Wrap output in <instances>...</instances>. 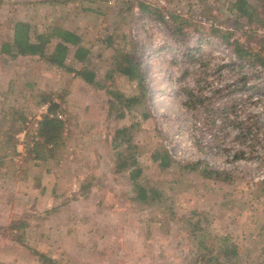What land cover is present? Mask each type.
Listing matches in <instances>:
<instances>
[{
    "label": "rangeland",
    "instance_id": "374dc122",
    "mask_svg": "<svg viewBox=\"0 0 264 264\" xmlns=\"http://www.w3.org/2000/svg\"><path fill=\"white\" fill-rule=\"evenodd\" d=\"M235 1L0 0V46L12 38L18 20L34 32L61 26L89 49L83 63L69 53L67 65L95 73L90 83L36 56L0 54V264H195L189 230L196 229L193 219L205 215L208 231L237 247L234 259H218L220 264H264V73L256 70L245 85L238 83L240 76L228 68L235 59L231 47L212 37L205 52L222 66L221 77L207 81L230 98L232 117L242 124L204 125L203 108L184 105L187 95L179 90L195 79L181 77L186 64L175 37L141 9L189 20L182 30L193 46L199 33L193 28L217 34L228 28L230 40L245 37L247 19L232 11ZM262 1L247 0L254 7L253 27L264 37ZM133 51L141 60L144 97L138 80L113 63L114 55ZM46 97L58 102L64 133L52 156L38 160L30 147L39 140L35 122L44 117ZM125 126L130 146L115 140ZM239 126L249 129L247 138ZM132 156L169 196V205L133 199L125 172ZM198 160L231 172L232 182L179 165Z\"/></svg>",
    "mask_w": 264,
    "mask_h": 264
},
{
    "label": "trees",
    "instance_id": "16d2710c",
    "mask_svg": "<svg viewBox=\"0 0 264 264\" xmlns=\"http://www.w3.org/2000/svg\"><path fill=\"white\" fill-rule=\"evenodd\" d=\"M264 4V1H262ZM236 13L237 18H246L247 23L244 26L245 37H235L232 40L233 33L228 28L220 31L218 34L214 29H210L207 33L199 28H193L198 31L197 41L193 46L188 45L187 38L188 32H183L184 25H191L190 21L175 12H169V17L165 18V13L159 8L151 9L147 6H142L141 9L146 11L152 17L162 22L169 33L175 37L177 47L181 50L184 59L185 72L181 75L182 79L188 75L193 76L195 84L190 85L185 82L179 86L181 92L186 93L184 105L189 107H202L205 117L202 122L204 125L218 127L223 129L228 125L237 123L239 119L232 117L234 104L230 102V98L225 100L221 94L222 90L215 88L210 84L208 77L216 75L221 77V65H215L210 62V53L205 52V44L210 42L212 37L222 40L231 47L234 62L228 66L230 72L239 75L236 81L243 84V79L254 71L264 73V37L257 34V29L253 27L254 23V7L250 5L247 0H236L230 7ZM257 24H261V20ZM264 27V19L262 21ZM246 27V28H245ZM197 33V32H196ZM191 34V33H190ZM179 37V38H178ZM53 39H55L53 41ZM255 43H252V40ZM257 41V42H256ZM74 50L71 52V48ZM134 50V49H132ZM69 53L78 62H84L89 54V49L81 44V38L74 31L62 28L61 26H54L50 32H34L31 29L29 22L18 20L13 24L12 38L5 41L0 46V54L15 56H36L39 59H44L51 65L62 68L67 72H73L80 75L84 80L94 83L95 73L82 68L76 70L67 65L66 60ZM136 51L131 53L126 52L120 57L113 56V63L115 70L122 75L138 80L139 93L142 97L145 96V84L143 74L141 72V60L135 54ZM138 53V52H137ZM231 66V68H230ZM245 85V81L244 84ZM208 86L212 95L206 94ZM264 92V87L262 88ZM142 99V98H140ZM232 101H234L232 99ZM43 102H49L48 114L44 116L38 123L37 134L39 140L35 141L31 147L30 152L33 154L34 159L43 160L54 153L57 145H61L64 133V121L56 113L59 104L49 97L43 99ZM235 102V101H234ZM242 122L239 121L238 125ZM222 126V127H221ZM240 133L245 132L244 136L247 138L250 135L249 129L242 130V126L237 127ZM125 127H121L116 131L115 140L117 143H125L130 146L132 137L129 135ZM256 137H253V140ZM13 145V149H14ZM237 157V156H236ZM163 165L169 163L166 156L163 157ZM183 170H190L198 172L202 177L214 179L222 182H232L234 175L227 170H218L211 168L207 163L202 160L194 162L179 163ZM125 172L128 176V183L131 187L133 199L144 206H160L162 204L169 205L167 202L168 197L166 193L157 184L149 181L144 175V168L141 164L131 157ZM171 199V198H170ZM172 200V199H171ZM170 206V211L175 213L173 202ZM192 213V212H191ZM194 213V212H193ZM196 214V213H195ZM198 214V213H197ZM188 217L180 215V221H186ZM191 225L196 226V229L191 226L189 235L193 242H190V252L192 253V260L195 264H218V259H225L230 261L234 259L237 251L236 244L230 242L227 236H219L211 234L208 231L207 216L202 218H195L192 220ZM187 233V231H186ZM188 234V233H187ZM42 257V256H40ZM220 264V263H219Z\"/></svg>",
    "mask_w": 264,
    "mask_h": 264
},
{
    "label": "built area",
    "instance_id": "2783aa9c",
    "mask_svg": "<svg viewBox=\"0 0 264 264\" xmlns=\"http://www.w3.org/2000/svg\"><path fill=\"white\" fill-rule=\"evenodd\" d=\"M48 106H49V102H45V103L41 106V113H42L41 118H42L43 116H46V115L48 114ZM58 116L61 117V115H59V114H58ZM38 123H39V121H38V122H35V125L38 126ZM25 132H26V130H25V128H23L22 130H20V131L18 132L17 136H23V135L25 134Z\"/></svg>",
    "mask_w": 264,
    "mask_h": 264
}]
</instances>
